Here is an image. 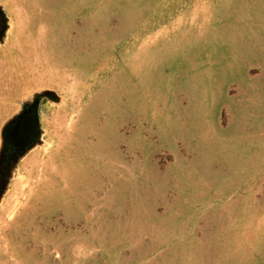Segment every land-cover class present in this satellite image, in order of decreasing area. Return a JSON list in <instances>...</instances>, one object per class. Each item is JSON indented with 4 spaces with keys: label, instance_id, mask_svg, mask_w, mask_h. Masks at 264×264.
<instances>
[{
    "label": "rangeland",
    "instance_id": "obj_1",
    "mask_svg": "<svg viewBox=\"0 0 264 264\" xmlns=\"http://www.w3.org/2000/svg\"><path fill=\"white\" fill-rule=\"evenodd\" d=\"M0 264H264V0H0Z\"/></svg>",
    "mask_w": 264,
    "mask_h": 264
}]
</instances>
